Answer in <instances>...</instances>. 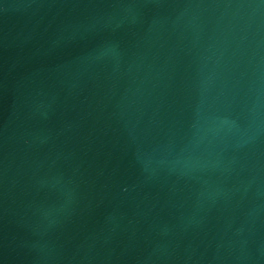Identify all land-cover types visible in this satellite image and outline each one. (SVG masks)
Segmentation results:
<instances>
[{
    "label": "water",
    "instance_id": "1",
    "mask_svg": "<svg viewBox=\"0 0 264 264\" xmlns=\"http://www.w3.org/2000/svg\"><path fill=\"white\" fill-rule=\"evenodd\" d=\"M0 264H264V0H0Z\"/></svg>",
    "mask_w": 264,
    "mask_h": 264
}]
</instances>
